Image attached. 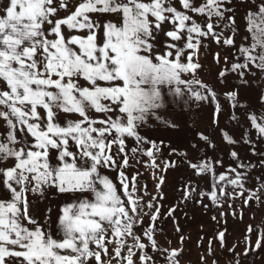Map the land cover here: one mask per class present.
I'll use <instances>...</instances> for the list:
<instances>
[{"label": "snow or ice", "instance_id": "6c2138e0", "mask_svg": "<svg viewBox=\"0 0 264 264\" xmlns=\"http://www.w3.org/2000/svg\"><path fill=\"white\" fill-rule=\"evenodd\" d=\"M177 2L183 11L173 0H0V120L7 125L0 165L11 162L0 166L8 197L0 198V264H112L114 259L136 264L137 252L140 264H155L147 249L159 250L154 237L160 210L154 201L142 203L140 173L129 178L126 169L133 167L130 157L139 162L140 156L148 158L150 169L158 168L163 141H147L140 128L164 106V89L215 102L213 90L182 77L197 74L202 41L235 48L239 32L230 7L234 0ZM256 9L244 17L251 43L249 36L241 37L237 62L221 76L231 72L243 79L253 69L264 74V0ZM61 10L67 13L63 17ZM225 28L231 35H224ZM160 34L167 39L158 48ZM215 59L220 62L218 54ZM226 95L233 107L239 104L237 92ZM216 108L218 115V102ZM250 119L264 136V122ZM200 138L208 142L203 134ZM129 139L136 147H128ZM231 155L239 161L236 152ZM174 166L166 163L165 170ZM189 166L214 181V203L232 195L225 191L229 185L244 189V175L236 169H229L230 177L217 175L211 162ZM109 171L116 172V181L105 174ZM50 191L71 201L57 214L61 238H54L50 216L41 223L30 212L29 195L47 198ZM194 191L186 186V196ZM145 216L147 245L134 230ZM178 256L173 250L170 264H179Z\"/></svg>", "mask_w": 264, "mask_h": 264}, {"label": "rangeland", "instance_id": "374dc122", "mask_svg": "<svg viewBox=\"0 0 264 264\" xmlns=\"http://www.w3.org/2000/svg\"><path fill=\"white\" fill-rule=\"evenodd\" d=\"M195 2L199 6L204 0ZM258 2L259 0H253L252 3H239L234 0L230 7H234L239 27L236 47L221 46L211 40L202 41L197 74H185L182 77L201 81L216 93V101H197L189 93L182 97L172 96L164 89V106L156 110V116H150L140 128V134L147 141L158 144L163 141L156 161L158 168L150 169L147 166L148 158L140 156L139 162L130 157L133 167L126 169L129 178L140 173L137 177L139 185L145 187L137 194L143 196L142 203L154 201L160 210L154 237L159 250L151 247L147 249L155 264H170L169 257L173 250L179 252V264H264V136L250 119L254 115L258 122H264L261 120L264 117V74L253 69L254 74L246 75L243 79L231 72L225 76L220 75L237 62V48L245 43L241 37L249 36L244 17L249 10H257ZM173 4L183 11L177 0H173ZM66 14L63 10L59 13L61 17ZM195 19L202 23L204 18L197 16ZM169 27H165L164 31L169 30ZM221 28L223 24L216 31L219 32ZM224 35H231V31L225 28ZM165 39L167 38L162 34L159 35L155 42L158 48L162 47ZM246 43H251L250 36ZM217 54L220 57L219 63L215 59ZM239 62L242 63L243 59L240 58ZM194 87L203 91L198 86ZM229 92L238 93L239 104L235 107L226 95ZM217 102L220 105L218 115ZM60 119L64 123L63 116ZM6 133L7 125L0 120V139ZM200 134L208 137V142L202 140ZM225 137L236 143H228ZM23 139L28 143L32 142L29 136H24ZM128 147H136L135 142L129 139ZM143 147L149 148L150 145L145 144ZM171 149H176V152L172 153ZM232 152L238 154L239 161L232 157ZM202 162L213 163L217 175L234 176L229 169L243 173L244 189H234L229 185L225 191L232 195L214 203L210 196L214 190V181L209 176L195 174V170L189 166ZM166 163H174L175 166L165 170ZM238 163L245 167H238ZM0 166L10 167L11 162ZM105 174L116 181V172L109 171ZM161 177L163 183H160ZM186 186L195 189L190 196H186ZM241 191L243 195L239 194ZM46 197L30 194V212L41 223H44L46 216H50L54 238H61L56 223L57 214L63 203L71 201H66L64 196H58L54 191H50ZM248 197L252 198L247 199ZM0 198H8L2 185ZM49 209L52 210L51 213ZM172 209L175 211L169 215ZM145 211L150 209L146 208ZM149 222V218L145 216L143 223L134 229L146 245L149 241L143 236V232ZM220 233L224 235L223 241L219 239ZM258 241L261 246L257 249ZM109 249L111 252V245ZM139 255L137 252L136 257ZM136 257V264H140ZM112 264H117L115 259Z\"/></svg>", "mask_w": 264, "mask_h": 264}]
</instances>
